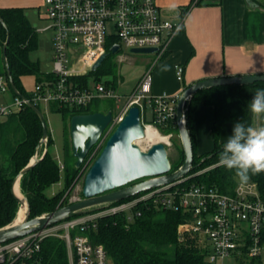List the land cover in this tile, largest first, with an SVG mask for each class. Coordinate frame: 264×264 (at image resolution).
<instances>
[{"label":"built area","instance_id":"obj_1","mask_svg":"<svg viewBox=\"0 0 264 264\" xmlns=\"http://www.w3.org/2000/svg\"><path fill=\"white\" fill-rule=\"evenodd\" d=\"M42 8L40 19L50 23L46 29L51 31L53 70L43 72L40 81L34 79L33 88L25 89V96L17 89L14 91L8 77L0 74V122L29 103L40 112L41 106L49 111L52 105L82 109L102 99L114 100L117 105L121 96L116 88L107 84L108 79L90 76L94 72L92 66L102 55L111 54L114 46L117 52L111 55L118 56L119 61L127 58L122 54L124 50L150 48L157 50L153 53L156 62L167 53L171 39L183 23L163 17L156 0H43ZM182 74L183 66L176 65V79L182 81ZM138 81L126 95L118 123L131 106H136L144 132L147 128L154 129L165 139L162 141L165 147L171 146L172 134H163L159 129L175 124L181 95H152L151 69ZM47 145L46 138L27 165L41 161ZM214 166L2 242L0 264H42L41 243L46 238L64 241L69 264H110L104 248L92 244L84 233L107 215H123L128 224L132 223L135 217H140L138 207L150 204L185 216V221L177 226L178 239L182 241L185 236L195 239L206 254V264H215L217 259L225 257L241 259L246 264H264V185L250 179L241 182L238 178L230 191L224 192L214 185L192 182L193 177ZM1 170L0 163V173ZM20 197L22 206L25 198L22 194Z\"/></svg>","mask_w":264,"mask_h":264},{"label":"trees","instance_id":"obj_2","mask_svg":"<svg viewBox=\"0 0 264 264\" xmlns=\"http://www.w3.org/2000/svg\"><path fill=\"white\" fill-rule=\"evenodd\" d=\"M195 1L191 0L188 7L184 8V12ZM201 3L202 0L195 2L198 6L202 5ZM37 44L36 31L29 23L25 9L0 8V56L3 58L2 51L5 46L6 57V65L4 63L1 66L0 73L5 76L9 74L12 83L23 96L27 95V92L21 84L22 78L32 76L37 82L43 75L38 64L30 59V53L37 49ZM113 57L108 54L100 68L90 72L89 75L97 79L108 76L107 84L110 83L115 88L116 71L114 72L112 67ZM258 88H264V82H257L250 86L220 85L193 93L190 101L184 107L187 129L192 143L193 171L202 170L209 165L215 166L208 172L193 177L192 182L214 185L224 192L230 191V188L234 186L235 180L239 178L235 171L218 165L219 152L223 144L220 142L219 134L224 124L241 122L248 116L250 112L249 91ZM92 104L82 109H69L57 105L49 107V112L61 114L64 123L62 168L49 152V148L54 143L48 131L47 152L42 160L32 166L20 179L21 193L25 196L29 206L28 219L54 212L59 207L68 204L67 194L83 166L82 163L78 168L75 167L76 158L72 155V143L68 142L70 139L69 122L74 115L101 113L98 105L92 107ZM200 104L211 106L214 109L211 128L214 146L212 150L203 155L196 152L193 131V115ZM161 130L163 134L175 135L178 131L175 124H170ZM42 131L38 115L29 106L0 122V163L2 165L0 173V228L11 225L17 216L20 204L12 194L11 186L18 173L27 166L29 158L39 145ZM93 150L89 151L87 157ZM183 160L184 155L181 148L177 161H170L171 172L177 171ZM61 175L62 189L50 197L47 196L46 191L51 186L58 184ZM249 179L263 186L264 171L249 173ZM96 210L98 209L91 208L88 213ZM138 210L140 217H135L132 223L128 224L123 215H107L97 220L94 228H89L84 233L92 244L104 248L110 264H206V254L195 239L187 238V236L182 241L178 239L177 226L186 219L182 213L157 209L151 204L149 207L139 206ZM41 248L42 264H69L67 248L60 238L44 239Z\"/></svg>","mask_w":264,"mask_h":264},{"label":"water","instance_id":"obj_3","mask_svg":"<svg viewBox=\"0 0 264 264\" xmlns=\"http://www.w3.org/2000/svg\"><path fill=\"white\" fill-rule=\"evenodd\" d=\"M116 50L117 46H114L110 50L111 54L117 52ZM4 51L5 46L3 47L2 55L6 65ZM129 51L144 55L153 54L157 50L144 48L130 49ZM106 57L107 55H102L92 66V70L96 71L99 69ZM7 77L9 84L15 91L16 87L12 83L9 74ZM257 82H264V74L205 79L195 82L183 90L176 106L175 125L178 128L184 160L177 168V171L173 173H170L171 163L163 143L153 144L147 152L140 150L135 144V141L145 137V132L141 125L138 107L131 106L122 120L116 125L114 132L106 139L102 150L89 167L82 185L83 199L32 219H28L29 206L25 199L26 214L24 220L19 224L14 222V224L0 228V243L23 237L30 232L42 230L44 227L86 214L91 208L99 209L104 207V205L117 203L136 194L146 192L150 188L172 183L193 172L192 143L186 124V110L184 109L193 93L205 88L219 87L220 85L250 86V84ZM28 106L38 115L43 128L41 143L48 136L44 115L31 103ZM112 120L113 113L110 111L71 117L69 122L70 142L72 143V155L76 158V168L85 161L89 151L99 143L98 141ZM40 143L38 144L40 145ZM36 163L38 161L27 165L13 180L11 186L12 194H14L18 203H22V200L14 192L13 185Z\"/></svg>","mask_w":264,"mask_h":264},{"label":"crops","instance_id":"obj_4","mask_svg":"<svg viewBox=\"0 0 264 264\" xmlns=\"http://www.w3.org/2000/svg\"><path fill=\"white\" fill-rule=\"evenodd\" d=\"M0 1V8H21L25 9L26 14L28 6L34 1L40 5L43 0ZM190 1L156 0L163 17L172 22L182 20L183 23L162 58L139 65L137 77L133 80L135 83L145 71L151 69L152 95L175 97L201 80L264 74V0H202L199 6L195 4L196 0L184 12ZM163 65L167 66L166 71L162 70ZM176 65L183 66L182 81L175 77ZM132 89L131 86L125 94L128 95ZM256 90L249 91V105ZM213 118L214 109L208 105L200 104L194 112L193 131L199 155L207 153L214 146L211 136ZM241 122L254 126L264 123L251 112ZM232 126L224 124L221 127V143L230 135ZM57 162L62 168L61 162ZM62 175L58 183H63Z\"/></svg>","mask_w":264,"mask_h":264},{"label":"rangeland","instance_id":"obj_5","mask_svg":"<svg viewBox=\"0 0 264 264\" xmlns=\"http://www.w3.org/2000/svg\"><path fill=\"white\" fill-rule=\"evenodd\" d=\"M9 1L10 3H13L17 0H9ZM42 6H43V1L41 2L40 5L39 4L37 5V3L34 1V3L28 6L29 8L26 12L28 21L35 29L36 37L38 39L37 49L30 53V59L31 61L36 62L38 64V68L41 70V72L49 73L53 70L52 68L53 46H52L51 31L46 29V27L49 26L50 23H48V21L46 20L40 19V13L44 10ZM122 54L127 56V58L123 61H119L118 56L116 55H114V57L112 58L113 71L114 72L116 71L115 88L118 94L121 96L119 102H117L116 105L114 103V100L102 99L101 101H96L92 104V107L98 105V109L100 112L105 113L111 110L114 114V120L112 123L109 124L108 128L102 134L101 139L98 141L99 143L92 148L94 150L90 155H88L87 160L85 159V161L83 162L82 164L83 166L81 167L80 174L73 183L71 190L67 194L68 204H72L75 201L83 199L81 193L83 189L82 185H83L84 177L87 174L89 167L97 158L98 156L97 154H99L100 153L99 151L102 150L101 147L103 143H105L104 141H106V139L114 132V130L117 127L116 125L118 124V115L127 102V96L125 93H127V91L130 89L131 86L132 88H135V86L139 82L138 80L140 79V77L136 80V83L135 81H133L134 78L137 77L136 74L140 68L139 65L143 64L144 61L153 60L155 58L154 54L142 55V54L131 53L130 51H125V50ZM3 64H4V60L2 56H0V72H1V66ZM102 78L109 79L108 76H103ZM21 84H23L24 89L31 90L34 86V78L32 76H25L24 78H22ZM41 111L44 115V119L46 120L48 131L54 143V145L51 146V148H49V152L51 153L52 157L55 158L56 161L61 162L62 165L63 144H64L63 119L60 113H56V114L51 113L43 106H41ZM159 131L163 133L161 129H159ZM138 141L140 142L135 141V144L137 143L136 145L140 148V150L144 152H147V150L153 145V143L149 141H145L143 139L142 140L140 139ZM68 142L70 143V139ZM170 142H171V146H166V152L169 160L171 162L173 161L175 162L179 158V151L181 149V140H179L178 131L176 135L172 134V137L170 138ZM207 167H204L202 170H206ZM17 183H18L17 189L19 194L21 195L22 193L20 189V180ZM62 184L63 183L60 182L54 186H51L50 189L46 191V195L50 197L58 193V191L62 189ZM22 196L23 198H25L23 194ZM22 207L23 205L21 206L20 204L17 210L18 213H16V215L20 213ZM15 218H14V222L16 220ZM14 222L12 224H14ZM215 264H246V263H243V260L241 259L237 260L236 258L233 257H225V258L217 259Z\"/></svg>","mask_w":264,"mask_h":264},{"label":"clouds","instance_id":"obj_6","mask_svg":"<svg viewBox=\"0 0 264 264\" xmlns=\"http://www.w3.org/2000/svg\"><path fill=\"white\" fill-rule=\"evenodd\" d=\"M162 70H167L163 65ZM249 111L264 121V88H258L252 96ZM219 165L234 170L241 182L249 179V173L264 171V123L258 126L237 121L230 135L221 145Z\"/></svg>","mask_w":264,"mask_h":264},{"label":"bare ground","instance_id":"obj_7","mask_svg":"<svg viewBox=\"0 0 264 264\" xmlns=\"http://www.w3.org/2000/svg\"><path fill=\"white\" fill-rule=\"evenodd\" d=\"M143 140L149 141L153 144H156V143H162V141H164L165 139L162 138L154 129L147 128L146 132H145V137L143 138ZM137 142H140V141L137 140ZM17 187H18V183L16 182L13 185V189H14V192L16 193V195L19 196V198H21ZM25 214H26V204H23L22 210L20 211L19 214H17V216L15 218L16 219L15 222L17 224L21 223L24 220Z\"/></svg>","mask_w":264,"mask_h":264}]
</instances>
